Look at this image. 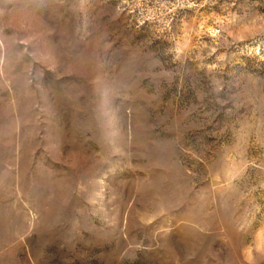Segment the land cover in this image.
I'll return each instance as SVG.
<instances>
[{
    "label": "rangeland",
    "instance_id": "rangeland-1",
    "mask_svg": "<svg viewBox=\"0 0 264 264\" xmlns=\"http://www.w3.org/2000/svg\"><path fill=\"white\" fill-rule=\"evenodd\" d=\"M0 264H264V0H0Z\"/></svg>",
    "mask_w": 264,
    "mask_h": 264
}]
</instances>
